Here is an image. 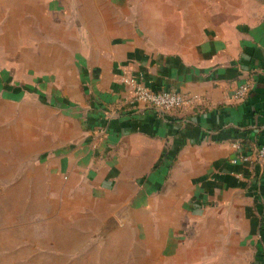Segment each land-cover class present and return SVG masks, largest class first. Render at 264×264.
Here are the masks:
<instances>
[{
	"label": "crops",
	"instance_id": "1",
	"mask_svg": "<svg viewBox=\"0 0 264 264\" xmlns=\"http://www.w3.org/2000/svg\"><path fill=\"white\" fill-rule=\"evenodd\" d=\"M84 12L70 63L54 70L50 93L65 102L24 100L13 145L38 147L89 199L149 232L157 263L264 264V0H87ZM140 73L150 89L202 100L134 104L123 77ZM246 81L248 97L234 99Z\"/></svg>",
	"mask_w": 264,
	"mask_h": 264
},
{
	"label": "rangeland",
	"instance_id": "2",
	"mask_svg": "<svg viewBox=\"0 0 264 264\" xmlns=\"http://www.w3.org/2000/svg\"><path fill=\"white\" fill-rule=\"evenodd\" d=\"M86 1L0 0V264H161L149 232L89 199L38 147L13 145L24 100L65 102L50 93L54 70L70 63L68 32L80 31Z\"/></svg>",
	"mask_w": 264,
	"mask_h": 264
},
{
	"label": "built area",
	"instance_id": "3",
	"mask_svg": "<svg viewBox=\"0 0 264 264\" xmlns=\"http://www.w3.org/2000/svg\"><path fill=\"white\" fill-rule=\"evenodd\" d=\"M143 75L127 74L123 77V82L131 89L130 100L134 104H142L159 112L180 111L185 105L192 101L202 100L198 95H187L174 90H153L145 85L142 80ZM252 89V84L246 81L238 86L235 91L234 99L244 100L248 97ZM233 147L240 151L238 156L241 160H251V156L242 153L243 143L240 139L233 141ZM257 162L261 165L262 174H264V143L255 147ZM237 159H235V162Z\"/></svg>",
	"mask_w": 264,
	"mask_h": 264
}]
</instances>
